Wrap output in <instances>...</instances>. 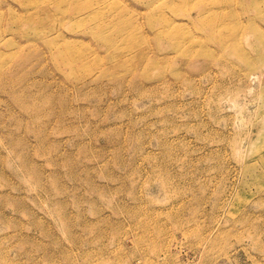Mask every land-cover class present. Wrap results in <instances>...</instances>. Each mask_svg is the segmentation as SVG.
<instances>
[{
    "label": "rangeland",
    "instance_id": "obj_1",
    "mask_svg": "<svg viewBox=\"0 0 264 264\" xmlns=\"http://www.w3.org/2000/svg\"><path fill=\"white\" fill-rule=\"evenodd\" d=\"M252 1L0 0V264H264Z\"/></svg>",
    "mask_w": 264,
    "mask_h": 264
},
{
    "label": "bare ground",
    "instance_id": "obj_2",
    "mask_svg": "<svg viewBox=\"0 0 264 264\" xmlns=\"http://www.w3.org/2000/svg\"><path fill=\"white\" fill-rule=\"evenodd\" d=\"M260 2H261V0H253L252 1V4L256 5V3H257L258 5H256L257 6L256 9H257L258 12H261L262 13V8H261V6H259ZM193 17L194 16L191 15V18H193ZM196 17L199 20L200 19L202 20V23L204 24V26L206 25V26L211 27V29L213 30V33L216 32V33H214L216 35L217 34L220 35L219 30L217 32V27L223 26L224 23H226L228 20H235V22H234V26L235 27L236 26L237 27L238 26L241 27V24H242L241 23V20L242 19H239V17L241 18L240 14L237 11V9L234 8L233 6H230V7H221L220 6V8H218V7L217 8H214V7H206V8L204 7V8H200L198 10V12H197V16ZM196 17L193 18V20H196L197 19ZM167 21L168 20L165 19V22H167ZM250 23H251L249 25L250 31L256 33L257 37L260 40L259 41L260 42V45L262 44V46H263L264 45V32L261 29H258V27L254 23H252V22H250ZM172 28H173V26H171L170 23H168V26L166 27V31L163 30L161 32L162 33L161 35H163L165 32L172 33L173 32ZM232 38H233V36H232ZM233 39H235L236 42L234 44H232L231 47L233 49H235V51L240 55L241 59H243L249 67H253L254 65L258 64V62L255 61V59H253L250 54H246L245 53V51H244L245 47L242 46V45H244L243 44V41L242 40H239L238 41L236 37L233 38ZM220 43L221 44H225V40H222L221 39L220 40ZM262 50H263V48H262Z\"/></svg>",
    "mask_w": 264,
    "mask_h": 264
}]
</instances>
